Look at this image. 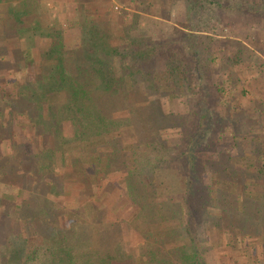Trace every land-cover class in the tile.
Segmentation results:
<instances>
[{"label":"trees","instance_id":"16d2710c","mask_svg":"<svg viewBox=\"0 0 264 264\" xmlns=\"http://www.w3.org/2000/svg\"><path fill=\"white\" fill-rule=\"evenodd\" d=\"M179 4L184 21L159 24L156 37L139 30L136 15L131 22L121 16L115 30L110 13L80 18L79 45L71 51L72 73L66 71V37L59 30L41 55L37 79L20 84L18 102H31L36 110H16L38 135L54 143L38 151L37 164L27 160L29 167H21L41 179V187H50L52 181L59 192L71 189L66 193L70 195L82 185L85 195L94 193L91 198L97 201L102 180H109L112 172H126V196L133 209L123 221L139 233L144 245L125 249L121 225L103 219L93 233L59 221L49 229L33 199L8 204L7 199L16 198L2 194L0 233L5 243L0 245V264H43L35 263L37 257L51 260L47 264H217L210 246H230L237 254L260 245L249 239L264 238V125L259 109L264 96L260 102L243 101L247 80L240 69L253 50L229 40L221 46L222 40L213 35L226 27L222 12L264 16V0H143L132 6L139 12L159 7L160 18L167 21L169 8L177 11ZM200 13L207 14L204 28L192 23L193 15ZM254 39L246 37L254 51L264 55V42ZM230 46H236L231 59L237 70L220 74L217 57ZM193 95L200 110H174L176 104L191 108ZM212 102L244 114L248 142L241 144L234 136L230 148L224 149L226 138L219 121H213L220 115ZM234 156L254 163L239 165ZM1 165L4 171L7 159L0 160ZM57 166L70 168L68 175H53ZM251 172L256 180L249 184ZM83 176L86 183L79 181ZM251 187L262 189V194H248ZM74 210L82 216L81 208ZM30 223L37 225L40 237L34 250L24 247L33 244L27 242ZM45 224L44 238L40 228ZM28 250L32 252L26 254Z\"/></svg>","mask_w":264,"mask_h":264},{"label":"crops","instance_id":"0c3cea01","mask_svg":"<svg viewBox=\"0 0 264 264\" xmlns=\"http://www.w3.org/2000/svg\"><path fill=\"white\" fill-rule=\"evenodd\" d=\"M113 1L130 4L128 6L131 8L132 14L138 18L142 15L154 20L161 19L150 13L152 7L148 6L146 12H139L133 8L132 4L140 3L143 0H0V148H5L4 154L0 152V155L3 158L7 157L6 159L11 161L10 158H16L17 156L35 161L39 159V150L45 148L51 149L54 144L48 138L42 139V136L36 133L35 128L30 126L24 127L23 123L14 119L13 116L17 114L16 108L14 110L11 108L12 110H10L9 104L14 100H19V97L13 96L16 87L12 84L16 82L25 83L37 79V66L41 62V55L48 50L51 36L58 33L59 30L65 32V66L66 71L71 72L75 65L71 51L75 50L79 45L81 31L79 19L82 17L105 18L106 10H111V2ZM144 1L150 3L154 0ZM83 7L93 8L96 11L85 12L82 9ZM161 20L163 21L164 19ZM259 54L264 64V56H262V53ZM3 67H8V69L3 71ZM12 68L14 69L12 70ZM12 72L15 74V79L11 83L10 78H13ZM263 87L261 91H264ZM4 100L6 101L4 102ZM4 103L8 104L7 108H4ZM30 147L34 148L33 151H29L28 148ZM13 162L17 163V160ZM18 169L16 165L14 168L4 167L3 171V181L10 182L8 184L13 187L12 190L14 192L16 191L15 198L19 197L21 199V201H15L10 204H20L22 200L33 199V204L41 207V210L44 211L42 217L44 221H47L49 229L53 228L59 221V223L61 222L67 226L68 223L72 225H76L77 223L80 229L93 233L100 219H103L105 223H117L121 220L122 215L117 216V213H119L117 211L119 208L116 207L118 200L110 197L111 193L108 187L103 189L101 187L99 192L96 189L100 199L99 202L95 201V199L88 201L85 195L82 197L83 205H79L78 207L74 204L75 200H70L71 195H67L64 191L59 192L58 186L56 188L52 181L50 187H41L42 181L40 179H37V182H34L35 184L33 183V185L31 182L34 175H30L27 172L24 173L21 167L20 174L13 173L14 171H18ZM59 169L60 171H56L58 175L62 174V170H69L70 168L66 167L62 169L59 167ZM56 172L54 171L55 174ZM17 179L18 181H16ZM105 184L110 189L113 186L115 190L112 191L115 192V195H119L118 191L120 190L115 186V181H105ZM41 189H44V191ZM78 192L75 191L72 196L75 194L79 195ZM70 201H73V203H70ZM78 208L83 210L82 216L79 215L81 220L77 219V217L74 218V209ZM122 224V246L124 245L125 247L126 240L130 238V236L128 237L129 233L132 234L131 231H133L134 234V230L129 225L125 224V228ZM135 233L139 234L138 232ZM133 237L136 238V236ZM249 241L260 245L251 248L249 252L242 251V253L237 254L234 253L233 248L230 246L220 245L217 252H222L217 263L234 264L237 261V264H264L263 236L254 240L249 239ZM128 245L130 246L129 249L134 250L144 245V239L142 237L141 240L136 239L135 247L130 242H128ZM215 248L217 249L218 247ZM225 253L226 255L224 256Z\"/></svg>","mask_w":264,"mask_h":264},{"label":"rangeland","instance_id":"374dc122","mask_svg":"<svg viewBox=\"0 0 264 264\" xmlns=\"http://www.w3.org/2000/svg\"><path fill=\"white\" fill-rule=\"evenodd\" d=\"M128 5H130V4L113 1V2H111V10H106V15L108 13L111 14L110 16L112 17L114 30L118 27V24H119L118 22L121 20V16H123L122 19L125 22H131L133 20L132 19V15H133L132 13L133 12L131 11V8ZM177 8H178L177 11L174 10V9L172 10V9L169 8L170 16H169V19L167 21H165L166 17L162 18V19H164L163 21H160L161 19L160 20L159 19H155L154 20V19H150V17H146V16L140 15L141 16L140 18L137 17V23L139 24L138 25L139 26V30L141 32L149 35V36L156 37V36H153V35H155L154 32L156 30V27L159 26V24H166L167 22L173 24L176 21H177V23L178 22H183L184 21V13H185V11L183 9V6L179 4V5H177ZM124 11H125V13H124ZM169 12H166L165 15L168 16ZM150 13L152 15L157 16V17L160 18L159 7L155 6L154 8H152L150 10ZM219 14L221 15V13H219ZM178 15H180L181 19H180V17H178ZM182 16H183V18H182ZM205 17H207L206 13H200V14H197V15H193V18H192L193 22L192 23L196 24V26L204 28L206 25L208 26V24H206V25L202 24V22L204 21ZM178 18H179V20H178ZM222 18L224 19L226 27L223 30L220 29L222 31H220V33H218L216 35H213V36H216L218 38V40H222L219 43L221 46H223V42L224 43H226V42L228 43V40H229L230 42H241V43L245 44V46L248 49L253 50L252 54L249 55L250 56L249 62L245 63L246 65H248V68L246 69V66L244 64L241 67V69H240V72L242 73V75L244 74V77L247 80V84H244L245 85L244 87L247 90V95L245 96L246 98H244L243 101L246 102V100H248V99H253V100H257L258 102H260L259 97L262 95L261 92H263V94H264V91H261V89L263 87V81H264V64H261V65L259 64V63H261V60H262L261 56L259 54L260 52L258 50H256V49L254 51L252 45L246 40V37H249L251 39L256 38L254 40H257L256 42H258L259 44L261 42H264V39H262V38H264V16H250V15L239 14V13L230 11V12H225V13L222 12ZM261 46H263V45H261ZM235 51H236V46H235V48L230 46L226 51L220 53L219 57H217V65H218L217 68H219L220 74L225 73V72H229V71H232V72L235 73V70H237V67L233 65V62H232V59H231L232 56L234 55ZM210 52H212V51H209L207 55H211ZM247 53H248V51L246 52V54ZM246 54H245V56H246ZM262 56H264V55H262ZM239 67L240 66H238V68ZM6 69H8V67H3L2 68L3 71L6 70ZM13 69L14 68H12V70ZM12 70H10V71H12ZM15 70H16V68H15ZM12 76H13V78H10L11 83L15 79L14 72H12ZM222 78H225V75ZM20 84H22V83H17L16 82V83L12 84L14 87H16L14 89V92H15V94L13 95L14 97H20V90H21V85ZM41 86H44V84H41ZM8 90L10 91V89H8ZM0 91H1V89H0ZM198 96L200 98V95H198ZM235 96H236V98L237 97L238 98H242L241 95H235ZM189 97H194V99H195L194 100L195 102H194V104H192L191 108L186 106V105H185V107H183V106H179L180 104H176L175 107H174V110H177V112H182L183 110L185 112H187L188 110H191V111L195 112L197 110H200V107L198 105H196L197 104L196 99L198 97H195L194 95L193 96H189ZM227 99L228 98H226L224 100V103H223L224 105L228 103ZM5 101L6 100H4V102ZM18 101L19 100H14L11 104H9L10 105V107H9L10 110H12L11 108H13V110L15 108H16L15 110H36V108L33 107V106H35V104H31V102H29L28 105L27 104H25V105L22 104V106H23V108H22L20 102H18ZM40 104L42 105V102ZM260 104H261L260 107H259V109L261 111V116L260 117H261V120H262L261 122L264 125V102H260ZM210 106L212 107L213 110H216L219 113L218 115H220V117H215L213 119V121H216V120L219 121V124L217 123V126L221 130L220 134H222L221 136H224L226 138V139H224L226 142L223 143L224 149L228 150L230 148V145L232 143V138L234 136L237 137V140L239 138L238 142L241 143V144L243 143V140H245V142H248L250 137L247 135V133H248L247 126L243 123V121L246 120V118H245V116H244V114L242 112H240V113L236 112V114H235V110L227 109V105L225 107L224 106L219 107V104H214V102H212V105H210ZM7 107H8V104L4 103V108H7ZM253 108H255V107H253ZM250 110H254V109L251 108ZM50 112L53 113L54 110L53 111L51 110ZM13 117H14V119L16 121H20V123H23L24 127L29 126V124H30L29 123V119L26 118V117H23V116L20 117V116H17V114L14 115ZM191 118H194V116L192 114H191ZM30 119L32 120V117ZM189 120L192 121L193 119H189ZM191 125L192 124L190 122L188 124L189 128L191 127ZM66 130L68 132V130H69L68 127L66 128ZM44 136L45 135H42V139H47L48 138V137H44ZM0 149H1L0 152L1 153L3 152V154H4L5 148L3 149V147H2ZM28 149H29V151H33L34 148L30 147ZM45 149H49V148H45ZM102 150H104V149L102 148ZM0 156H1L0 160H3V159L6 160V158H7V157L3 158L2 155H0ZM10 159H11V161L7 160L8 166L6 168H8V167H13L14 168L16 165L19 168L18 171H16V172L14 171L13 173L20 174V167H22V165L25 166V167H29V165H30L29 162H27V159H24V158H21V157H17L16 156V158L12 157ZM14 160H17V163H14L13 162ZM38 160L39 159L35 160L36 164L38 163ZM233 160H234V162L238 163L239 165L240 164L252 165V163H254V160H252V158H246V159H243V160L241 159L240 160L238 156H234ZM22 162H27V164H22ZM61 168L63 169V168H66V167H61ZM56 169H57V171H60L58 166L56 167ZM2 170H3V165H1V167H0V181H1L0 182V196L2 194H8L10 196L16 197V194H15L16 191L14 192V190H12L13 187H11L10 184H8L10 182L7 183V182L3 181V171ZM36 170L40 171V168H37ZM25 171H24V173H26ZM62 172H63V174H62L63 177L68 175V172L66 170H62ZM102 173H103V171H102ZM125 173L126 172H121V171H118L116 173L112 172V174L110 173L108 175L109 180L106 179V181H108V182H110V180L115 181V183H116L115 186L118 187L119 190H120V191H118L119 195H115V192L112 191V190H115L113 187L110 189V187L108 185L106 186L104 179L102 180V185H101L102 189L108 187L109 190H110V193H111L110 197L114 198L115 200H118V204H117L116 207L119 208V210H117V211H119V213H117V216H121L122 215L121 220L118 221V223H121V224L123 223L122 225L124 227L126 226L124 222L127 220L126 218L129 217L128 215L132 212V209H133V208H131L133 206L129 203L128 198L126 196V192H127L126 188L127 187H126V179H125V175L126 174ZM54 175L57 176L58 173L56 172V174L54 173ZM43 176L47 177V176H49V173L48 172H44ZM69 177L72 178V176H68V178ZM247 179L249 181V184H252L254 182V180H256V173H253V172L248 173ZM16 181H18V179ZM79 181L86 183V179L84 178V176L83 177H79ZM34 182L35 183L37 182L36 176L33 177L31 184H33ZM81 187H82V185H80V188L78 189L79 190L78 194L80 195L81 200H83L82 197L85 196V192L83 190L85 188L84 187L81 188ZM252 187L249 188V189L253 190V191H249L248 194H250V193L251 194H256V193L260 194L262 191H264V190H262L260 188H257L258 190H256V189L254 190ZM118 188H117V190H118ZM63 189H64L63 191L65 193L71 192V189H68L67 187H63ZM41 190L44 191V189H41ZM89 190H91V188L87 189L86 191H89ZM94 190H95V187L93 188V192H94ZM97 190L99 192L100 186L97 187ZM260 190H262V191H260ZM255 191H258V192H255ZM112 192H113V194H112ZM93 194L94 193L86 194L87 200H89V199L93 200L94 198H91V196ZM70 195H71L70 196V200L71 199L75 200L74 204H76L77 206H79V205L82 206L83 205V201H81L79 198H77L79 195L75 194L74 196H72V193H70ZM97 198L99 199V197H97ZM98 199H97V201H98ZM15 201H21V199H19V197H17L16 200H14V201L7 199L6 203L10 204V203H14ZM70 203H73V201H70ZM8 208H13V207L12 206H8ZM129 208H131V209H129ZM12 210H14V209H12ZM74 212L76 214V215L74 214V218L77 217V219L81 220L77 216L78 215L77 211L74 210ZM21 219H22V217H21ZM123 220H125V221H123ZM121 224H118V226H120ZM70 225H72V224L68 223V226H70ZM36 227H37V225L31 224V223L27 227V229L30 230V234H29L30 236H28L27 242L33 243V244H24V247L25 246H26V248L30 247V250H34L36 248L37 244H36L35 241H38L40 239V237L38 236L39 232H37V228ZM33 228H34V230H33ZM43 228L44 229L46 228V224L43 227L40 228V230L42 232V236L45 238V235L43 234ZM2 229L3 228L0 226V230H2ZM131 233L132 234L129 233V235H128V237L130 236V238L127 239L126 242H125V247L127 249H129V247H130L128 245V242L132 243L133 246L135 247L136 246V239L141 240V237L139 236V234L135 233V230H134V234H133V231H131ZM114 236H116V234H114ZM133 236H136V238H134ZM4 243H5L4 242V237L0 233V245L4 244ZM19 246H21V244H17V247H19ZM45 246L46 247L47 246H51V244H47V245L45 244ZM103 247L104 248L106 247L105 242L103 243ZM215 247H218V248L216 249ZM215 247H214V251H212L213 247L210 246L209 249H211V251H209V252H210V255H212L211 257L212 258L215 257L214 260L216 259V261L218 262L219 256H221L220 253L222 251H218L217 252V250L219 249V245H217V246L215 245ZM15 248H16V246H14V249ZM30 250L26 251V254H29L30 252H32ZM129 250H131V249H129ZM214 252H216V253H214ZM225 255H226V253L224 254V256ZM40 256L42 257V255H40ZM236 257H237V255H236ZM2 258H3V256H2ZM9 259H11V258H9ZM55 259H57V256H56V258H54V260ZM12 260L14 261L15 258L13 257ZM34 261H35V259H34ZM41 261L43 262V264H47V261H51V260H48L46 258L37 257L35 263H40Z\"/></svg>","mask_w":264,"mask_h":264}]
</instances>
